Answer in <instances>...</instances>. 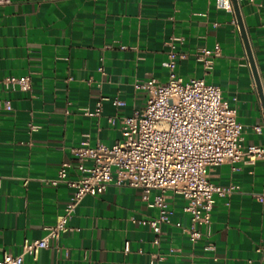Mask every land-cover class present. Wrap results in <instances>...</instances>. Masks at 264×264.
<instances>
[{
    "label": "crops",
    "instance_id": "0c3cea01",
    "mask_svg": "<svg viewBox=\"0 0 264 264\" xmlns=\"http://www.w3.org/2000/svg\"><path fill=\"white\" fill-rule=\"evenodd\" d=\"M239 10L264 96V0L243 2ZM171 42L184 55L178 74L219 86L236 109L242 145H264L263 104L232 2L218 9L216 0H0V256L19 254L25 239L46 234L73 189L42 180L56 177L64 163L74 165L73 149L82 141L110 146L120 139L122 118L147 97L135 85L166 81L162 62ZM215 44L221 53L205 74L196 52ZM22 75L30 77L28 90L5 84ZM97 103L99 115L87 116L85 109L94 111ZM77 175L68 168V178ZM208 176L238 189L216 199L196 243L183 231L189 216L180 195H169L171 223L161 225L155 244L152 195L146 201L138 188L110 184L84 196L69 221L72 230L23 264H149L153 255L164 256L158 264H264L262 161L223 163Z\"/></svg>",
    "mask_w": 264,
    "mask_h": 264
},
{
    "label": "built area",
    "instance_id": "2783aa9c",
    "mask_svg": "<svg viewBox=\"0 0 264 264\" xmlns=\"http://www.w3.org/2000/svg\"><path fill=\"white\" fill-rule=\"evenodd\" d=\"M236 1L241 5L255 0ZM216 7L229 9L231 0H216ZM174 39L182 40L181 37ZM220 53L219 44L196 52L205 74L212 69ZM182 58L184 55L175 50L174 43H169L162 62L167 70L166 81L150 78L135 85L143 87L147 97L141 109L122 118L120 139L110 146H90L87 140L82 141L73 149L74 165L64 163L56 177L42 180L52 186L64 183L73 189L72 195L54 223L45 226L43 237L25 239L21 252L16 255L3 250L0 264H23L26 256L36 259L40 250L52 246L72 230L69 221L80 200L103 193L110 184L138 188L146 201L152 195L151 205L158 212L149 221L155 234L153 243L159 242L161 225L171 223L172 211L167 201L170 194L180 195L185 201L182 211L188 214L189 225L183 231L189 241L201 240V227L209 226L216 199L238 189L234 184L222 186L211 182L208 169L223 163L254 164L259 160L264 165V145H242V125L237 120L236 109L223 99L219 86L205 82L204 78L184 80L176 70ZM5 84L12 90L25 91L30 88V77L10 76ZM4 106L11 108L8 102ZM84 113L99 115L100 103L94 111L85 109ZM107 121L114 124L116 119L108 117ZM254 128L260 131L259 126ZM68 168L77 170L75 179L68 178ZM257 199L264 200L262 195H257ZM175 225L180 227L181 223ZM205 248L212 250L214 245L208 242ZM128 251V243H125L124 252ZM160 259L164 256L153 255L149 264H158Z\"/></svg>",
    "mask_w": 264,
    "mask_h": 264
},
{
    "label": "water",
    "instance_id": "95a60500",
    "mask_svg": "<svg viewBox=\"0 0 264 264\" xmlns=\"http://www.w3.org/2000/svg\"><path fill=\"white\" fill-rule=\"evenodd\" d=\"M231 2H232V5H233V9H234V12H235V17H236V20H237V23H238V26H239V29H240V32H241V36H242L243 41H244V45H245L246 53H247V56H248V60H249L250 66H251V70H252V73H253L257 88H258L259 97H260V100H261V102L263 104V110H264V96H263V93L261 91V87H260L259 80H258V77H257V73H256V70H255V66H254L252 55H251L250 47H249V44H248V41H247V37H246V34H245V30H244V27H243V24H242V21H241L239 4L237 3L236 0H231Z\"/></svg>",
    "mask_w": 264,
    "mask_h": 264
}]
</instances>
